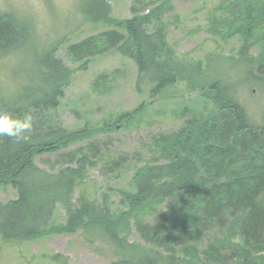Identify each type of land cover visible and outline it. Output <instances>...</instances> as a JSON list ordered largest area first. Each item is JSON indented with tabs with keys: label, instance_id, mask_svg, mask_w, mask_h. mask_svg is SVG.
Wrapping results in <instances>:
<instances>
[{
	"label": "trees",
	"instance_id": "1",
	"mask_svg": "<svg viewBox=\"0 0 264 264\" xmlns=\"http://www.w3.org/2000/svg\"><path fill=\"white\" fill-rule=\"evenodd\" d=\"M85 3L91 21L113 30L68 47L74 59H86L83 68L94 55L115 51L133 63L137 94L148 88L150 99H157L168 87L185 83L203 102L211 101L216 113L156 139L160 161L138 168L128 186L115 191L125 207L116 209L108 192L89 195L80 189L93 164L86 155H69L67 165L56 171L34 163L90 138L93 131L69 130L57 116L73 76L55 56L57 46L36 49L28 24L1 12L0 59L33 52L31 65L15 72L12 94L0 95V116L33 117L29 142L0 136V189L16 193L0 202L2 243L81 232L89 243L105 241L116 257L113 264H264V112L257 124L240 100L241 89L264 84V0H224L211 16L212 28L227 40L237 38L236 54L208 52L198 60L178 59L170 48L160 6L141 13L134 8L131 18L115 21L106 0ZM221 63L236 71V80L217 73ZM146 108L142 104L122 113L118 122H130ZM114 129L107 125L95 132ZM162 205L152 221L143 219L146 210ZM58 207L65 214L61 223ZM131 220L139 242H128L124 234Z\"/></svg>",
	"mask_w": 264,
	"mask_h": 264
},
{
	"label": "rangeland",
	"instance_id": "2",
	"mask_svg": "<svg viewBox=\"0 0 264 264\" xmlns=\"http://www.w3.org/2000/svg\"><path fill=\"white\" fill-rule=\"evenodd\" d=\"M106 1L110 17L115 21L131 18V9H137L138 13L151 12L160 6L162 21L166 25V41L178 59L198 60L215 51L232 56L239 47L237 38L227 40L212 28L211 16L218 12L216 8L224 0ZM85 7V0H0V13L11 12L28 24L31 32L29 42L36 45V49L56 45L55 56L73 71L72 81L64 90L56 110L62 125L69 130L86 128L93 131L90 138L70 144L58 153L37 157L34 163L46 171H56L67 165L69 155H86L93 164L87 168L80 189L89 195L108 192L112 196L113 207L124 209L114 193L128 186L138 168L160 161L155 151V140L177 133L192 119H207L216 110L211 101L203 102L198 91H188L185 83L168 87L157 99H150L148 88L141 95L137 94L133 63L115 51L94 55L83 68L82 63L86 59H74L68 47L113 30L106 24L91 21L84 12ZM120 32L124 34L123 30ZM32 59V51L27 56L23 54L22 58L14 53L0 59V95L12 94L18 81L15 72L26 70ZM235 72L223 64L218 66L217 73L227 74L230 79L236 80ZM240 100L249 116L261 124L264 84L241 89ZM142 104L147 105L142 115L127 123L118 122L122 113ZM107 125H113L115 129L95 132ZM77 194L79 190L75 191V196ZM15 196V191L9 187L0 189V202ZM163 208L162 205L155 210H146L143 219L152 221ZM150 211L152 214H148ZM64 215V210L58 207L56 221L63 222ZM134 223L131 220L127 231L124 230L130 243L139 242ZM236 239L231 238V241L236 243ZM114 261L116 257L105 241L98 238L89 243L81 232L23 244H4L0 238V264H113Z\"/></svg>",
	"mask_w": 264,
	"mask_h": 264
},
{
	"label": "clouds",
	"instance_id": "3",
	"mask_svg": "<svg viewBox=\"0 0 264 264\" xmlns=\"http://www.w3.org/2000/svg\"><path fill=\"white\" fill-rule=\"evenodd\" d=\"M33 117L26 113L22 118H12L8 115L0 116V136H7L16 143L30 141ZM29 133V135H26Z\"/></svg>",
	"mask_w": 264,
	"mask_h": 264
}]
</instances>
